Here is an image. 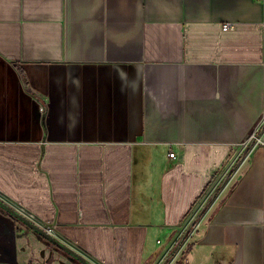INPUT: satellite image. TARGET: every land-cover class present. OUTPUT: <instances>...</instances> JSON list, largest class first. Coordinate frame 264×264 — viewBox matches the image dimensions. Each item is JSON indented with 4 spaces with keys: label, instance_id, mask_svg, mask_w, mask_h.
<instances>
[{
    "label": "crops",
    "instance_id": "obj_1",
    "mask_svg": "<svg viewBox=\"0 0 264 264\" xmlns=\"http://www.w3.org/2000/svg\"><path fill=\"white\" fill-rule=\"evenodd\" d=\"M262 123L264 0H0V264H264Z\"/></svg>",
    "mask_w": 264,
    "mask_h": 264
},
{
    "label": "built area",
    "instance_id": "obj_2",
    "mask_svg": "<svg viewBox=\"0 0 264 264\" xmlns=\"http://www.w3.org/2000/svg\"><path fill=\"white\" fill-rule=\"evenodd\" d=\"M229 27H230V24H226L225 25V29H228ZM263 125H264V123H262L259 127H262ZM249 142H253V144H255V145L256 144L263 143V140H261L260 135H258V130H256L253 133V135L249 138ZM171 156L174 157V153H172ZM225 186H226V183L213 196V199L204 206V211L205 212L208 213V211H210L215 206V204L218 203V201L220 200V198L222 197V195H223V193L225 191ZM26 218L28 220H30L28 217H26ZM199 226H200L199 225V222L193 223V226L191 227V229L189 231L190 233L188 235H186V238L184 237L185 238V241L180 245V247L171 256L165 258L161 262V264H180V262L184 258V254H185V250H186V248H182V247H184L183 244L186 241H188V242L191 241V239L194 237L195 233L197 232ZM51 230H52V228H48L47 230H44V231H46L47 233H49L50 235H52L51 234Z\"/></svg>",
    "mask_w": 264,
    "mask_h": 264
},
{
    "label": "water",
    "instance_id": "obj_3",
    "mask_svg": "<svg viewBox=\"0 0 264 264\" xmlns=\"http://www.w3.org/2000/svg\"><path fill=\"white\" fill-rule=\"evenodd\" d=\"M13 214L15 216H17L20 220H22L25 224H27L29 228L33 229L34 231L39 232L43 237H45L48 240H50L51 242H53L56 246H58L62 250L71 253L77 260H79L83 264H92L88 260H86L84 257H82L81 255L72 251L68 246H66L62 242L58 241L54 236L50 235L49 233H47L46 231L41 229L39 226H37L36 224H34L30 220H28L26 217L18 214L17 212H14V211H13Z\"/></svg>",
    "mask_w": 264,
    "mask_h": 264
},
{
    "label": "rangeland",
    "instance_id": "obj_4",
    "mask_svg": "<svg viewBox=\"0 0 264 264\" xmlns=\"http://www.w3.org/2000/svg\"><path fill=\"white\" fill-rule=\"evenodd\" d=\"M21 245L23 253L21 254V260L23 259V264H47V261H45L39 247L38 249H34L32 251V249L29 247L27 239L23 238L21 239Z\"/></svg>",
    "mask_w": 264,
    "mask_h": 264
},
{
    "label": "trees",
    "instance_id": "obj_5",
    "mask_svg": "<svg viewBox=\"0 0 264 264\" xmlns=\"http://www.w3.org/2000/svg\"><path fill=\"white\" fill-rule=\"evenodd\" d=\"M1 205H3L1 202H0ZM4 206V205H3ZM9 209V208H8ZM36 233L44 240H46V238L42 237L41 234L39 232L36 231Z\"/></svg>",
    "mask_w": 264,
    "mask_h": 264
},
{
    "label": "flooded vegetation",
    "instance_id": "obj_6",
    "mask_svg": "<svg viewBox=\"0 0 264 264\" xmlns=\"http://www.w3.org/2000/svg\"><path fill=\"white\" fill-rule=\"evenodd\" d=\"M72 255V254H71ZM73 256V255H72ZM74 257V256H73Z\"/></svg>",
    "mask_w": 264,
    "mask_h": 264
}]
</instances>
